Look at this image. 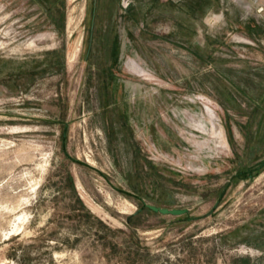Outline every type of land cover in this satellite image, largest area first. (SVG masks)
<instances>
[{"label":"rangeland","instance_id":"rangeland-1","mask_svg":"<svg viewBox=\"0 0 264 264\" xmlns=\"http://www.w3.org/2000/svg\"><path fill=\"white\" fill-rule=\"evenodd\" d=\"M0 264H264V0H0Z\"/></svg>","mask_w":264,"mask_h":264},{"label":"water","instance_id":"water-1","mask_svg":"<svg viewBox=\"0 0 264 264\" xmlns=\"http://www.w3.org/2000/svg\"><path fill=\"white\" fill-rule=\"evenodd\" d=\"M145 208L162 216H181L188 212L187 209L167 208L152 204H146Z\"/></svg>","mask_w":264,"mask_h":264},{"label":"trees","instance_id":"trees-1","mask_svg":"<svg viewBox=\"0 0 264 264\" xmlns=\"http://www.w3.org/2000/svg\"><path fill=\"white\" fill-rule=\"evenodd\" d=\"M69 179H72L71 176H69ZM142 209H143V210H144V209L147 210L148 213H151V214H153V215L160 216V214H158V213H154V212L148 210V209L145 208V207H142ZM141 212H142V210H140L139 212H137V213H135V214L129 216V217L127 218L128 223H129V224H135V223H133V220L137 221V220H138V217L141 215Z\"/></svg>","mask_w":264,"mask_h":264},{"label":"bare ground","instance_id":"bare-ground-1","mask_svg":"<svg viewBox=\"0 0 264 264\" xmlns=\"http://www.w3.org/2000/svg\"><path fill=\"white\" fill-rule=\"evenodd\" d=\"M76 51V50H75Z\"/></svg>","mask_w":264,"mask_h":264}]
</instances>
